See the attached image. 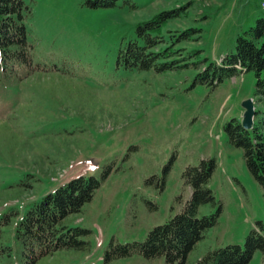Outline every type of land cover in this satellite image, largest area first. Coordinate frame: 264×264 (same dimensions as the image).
<instances>
[{
	"label": "rangeland",
	"instance_id": "1",
	"mask_svg": "<svg viewBox=\"0 0 264 264\" xmlns=\"http://www.w3.org/2000/svg\"><path fill=\"white\" fill-rule=\"evenodd\" d=\"M23 1L31 8L27 39L39 66L15 84L0 82V212L21 209L77 175L99 178L109 169L92 199L67 219L90 230V251L62 264H162V257L138 254L104 263L103 255L112 238L143 240L178 212L190 196L183 170L212 159L214 203L199 205L197 215L220 211L187 261L227 244L243 246L264 220V199L225 126L241 119L242 100L252 98L260 110L264 103L253 71L217 85L195 78L204 63L234 51L237 34L264 17V0H119L109 8H90L86 0ZM172 9L179 15L162 25L166 44L173 34L198 30L172 45L179 49L173 67L156 72L117 63L139 23ZM197 60L204 62L195 67ZM247 264H264V253L256 250Z\"/></svg>",
	"mask_w": 264,
	"mask_h": 264
},
{
	"label": "trees",
	"instance_id": "2",
	"mask_svg": "<svg viewBox=\"0 0 264 264\" xmlns=\"http://www.w3.org/2000/svg\"><path fill=\"white\" fill-rule=\"evenodd\" d=\"M118 1L86 0V5L109 8L117 6ZM30 13V5L23 0H0L1 83L15 84L39 66L33 64L35 46L27 39ZM178 15L177 9L166 10L139 23L135 37L128 39L119 49L117 63L129 69L156 72L173 67L177 59L172 56L179 49L172 48V45L198 31L187 28L171 35L170 39H175L166 44L162 25ZM204 60L193 63L197 67ZM203 66L195 80L210 85H217L243 71H253L256 76L255 94L264 103V17L257 18L252 26L237 34L233 52L226 54L220 62L208 61ZM225 130L230 143L241 148L245 165L261 186L264 199V109H256L251 129L243 128L240 120L232 119L227 122ZM214 167L212 159H201L198 165L187 166L182 177L190 188V196L180 210L150 229L143 240L119 243L112 238L104 250V263L138 254L148 259L162 257V264H247L256 250L264 253V220H257L243 246L227 244L206 251L193 263L187 261L195 244L217 223L220 209L208 215H197L199 205L214 203L208 186ZM108 171L99 178L77 175L21 209L10 205L1 211L0 264H62L61 259L87 255L90 230L69 226L67 219L92 199ZM163 186L162 178L160 188ZM10 195L19 196L20 191ZM48 256L54 257L48 261Z\"/></svg>",
	"mask_w": 264,
	"mask_h": 264
},
{
	"label": "water",
	"instance_id": "3",
	"mask_svg": "<svg viewBox=\"0 0 264 264\" xmlns=\"http://www.w3.org/2000/svg\"><path fill=\"white\" fill-rule=\"evenodd\" d=\"M243 109L240 123L243 128L251 129L254 125V116L256 113V108L252 98H246L241 102Z\"/></svg>",
	"mask_w": 264,
	"mask_h": 264
}]
</instances>
